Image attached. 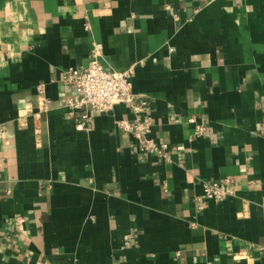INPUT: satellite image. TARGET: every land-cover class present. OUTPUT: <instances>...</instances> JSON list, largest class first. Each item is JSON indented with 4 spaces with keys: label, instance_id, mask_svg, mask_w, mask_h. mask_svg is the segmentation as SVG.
I'll return each instance as SVG.
<instances>
[{
    "label": "crops",
    "instance_id": "obj_1",
    "mask_svg": "<svg viewBox=\"0 0 264 264\" xmlns=\"http://www.w3.org/2000/svg\"><path fill=\"white\" fill-rule=\"evenodd\" d=\"M97 43L169 161L65 108ZM0 264H264V0H0Z\"/></svg>",
    "mask_w": 264,
    "mask_h": 264
},
{
    "label": "built area",
    "instance_id": "obj_2",
    "mask_svg": "<svg viewBox=\"0 0 264 264\" xmlns=\"http://www.w3.org/2000/svg\"><path fill=\"white\" fill-rule=\"evenodd\" d=\"M175 16L178 17V14ZM101 49V44H95L93 59L87 67H71L64 72V81L75 90L74 95L66 99L65 108L71 113L79 112L77 118L79 129L90 130L97 113L110 112L117 105L127 106L135 113V117L119 121V127L135 138L141 151L153 153L169 161V144L150 136L152 118L149 101L134 92L135 65L125 70L105 67L100 61ZM174 50L171 48V51ZM47 104L48 101H45L43 111L48 110ZM189 121L195 125V136L203 137L207 130L206 125L198 122L196 117L190 118ZM202 187L203 195L199 198L200 202L204 200L221 202L235 194L230 179L203 181Z\"/></svg>",
    "mask_w": 264,
    "mask_h": 264
}]
</instances>
